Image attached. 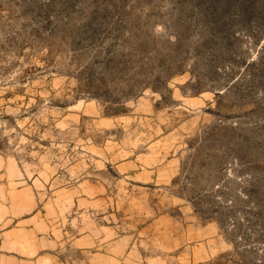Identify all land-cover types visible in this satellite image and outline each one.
Returning <instances> with one entry per match:
<instances>
[{"label":"rangeland","instance_id":"1","mask_svg":"<svg viewBox=\"0 0 264 264\" xmlns=\"http://www.w3.org/2000/svg\"><path fill=\"white\" fill-rule=\"evenodd\" d=\"M0 264H264V0H0Z\"/></svg>","mask_w":264,"mask_h":264},{"label":"trees","instance_id":"2","mask_svg":"<svg viewBox=\"0 0 264 264\" xmlns=\"http://www.w3.org/2000/svg\"><path fill=\"white\" fill-rule=\"evenodd\" d=\"M246 2H248V1H246Z\"/></svg>","mask_w":264,"mask_h":264}]
</instances>
